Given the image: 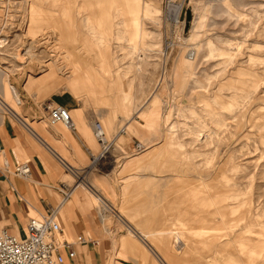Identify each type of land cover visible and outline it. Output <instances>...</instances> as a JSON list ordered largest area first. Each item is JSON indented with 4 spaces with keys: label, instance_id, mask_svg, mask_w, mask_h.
<instances>
[{
    "label": "rangeland",
    "instance_id": "obj_1",
    "mask_svg": "<svg viewBox=\"0 0 264 264\" xmlns=\"http://www.w3.org/2000/svg\"><path fill=\"white\" fill-rule=\"evenodd\" d=\"M103 1H58L33 25L49 1L0 0V114L78 169L45 153L53 184H82L61 237L83 264L89 250L96 264H264V0H165L184 25L191 11L187 30L165 25L164 0ZM54 105L77 129L48 124Z\"/></svg>",
    "mask_w": 264,
    "mask_h": 264
},
{
    "label": "crops",
    "instance_id": "obj_2",
    "mask_svg": "<svg viewBox=\"0 0 264 264\" xmlns=\"http://www.w3.org/2000/svg\"><path fill=\"white\" fill-rule=\"evenodd\" d=\"M39 1L42 4H44L46 1H49L48 4L46 5L49 8L46 7V9H44L45 6L43 8L42 7L39 8L40 12L38 13V15L40 16L31 18V24L33 25L36 23L37 25H39V21L42 19L41 13H43V11L46 10L57 11L58 9L62 8L60 11L61 13L63 12L64 4H60V5L58 4L59 6L57 5L58 6L57 9H55L56 7L55 4H53L52 0H39ZM59 1L62 2V0ZM66 9H69V7H67ZM46 13H54V12L47 11ZM61 13L59 12V15H61ZM66 14L67 15L69 14L70 16V20H67V26H68V24H72L73 20L70 10L67 11ZM66 30L67 28L64 29V31ZM43 32H45V30L40 31V33ZM59 32L62 31L59 30ZM75 68L78 70V67ZM76 80L77 77L73 78L72 82ZM10 110L14 114L18 115V112L14 111L12 108H10ZM77 120L79 125L78 129L81 130V128L84 127L82 122V117L77 118ZM68 140L72 141L71 139ZM0 142L3 144L4 156L5 159H7L8 161L10 169L15 164L18 163L19 160L17 159L18 156L25 155L29 159L28 162L31 166V171H32L31 175L32 176L34 175L36 178L35 180H24L21 177H16L12 174L4 175L3 173L0 172V231L6 229L10 233L20 237L23 234V230L27 224L26 222L29 217L28 214L30 208L38 212V214H44L47 213L49 210H51V208L57 207L59 203V201H56L55 196L53 194V192L55 191L54 190L55 184H53L52 182V178L54 177V174H52L51 171L49 170L50 166H49L48 158H46L45 153L48 154L49 156L52 155V157L56 158L57 160L59 159V156L56 150L46 141L45 138H43L38 133L37 129L34 126H30L26 122L25 128L24 126L21 127L16 122H13L10 116H6L3 114H0ZM72 142L76 143V141L75 142L72 141ZM139 159L140 158H138L137 161ZM58 183H60V181L57 182V184ZM61 207H63V205ZM61 207H59V209ZM228 207L227 206L217 207L216 214L223 217L222 211L229 209ZM237 208H239V206ZM237 208H230L229 210L231 213H233L235 210H238ZM176 210H178L177 211L178 214L185 216L186 214L185 210L179 209V206L178 209L176 208ZM87 242L88 241L79 244L84 245ZM122 246L124 248H127L130 245L127 240H123ZM73 248L76 254L75 257L73 258L67 256L66 254L67 251L65 249L62 251V253L65 254L66 256L64 264H83L85 254L82 251L76 250L74 246ZM87 254H88V262H90V264H96L98 259L97 253H95L92 250H89ZM170 257L174 259V264H181L178 261V259H176V257L174 256H170ZM212 262H215V260H213Z\"/></svg>",
    "mask_w": 264,
    "mask_h": 264
},
{
    "label": "built area",
    "instance_id": "obj_3",
    "mask_svg": "<svg viewBox=\"0 0 264 264\" xmlns=\"http://www.w3.org/2000/svg\"><path fill=\"white\" fill-rule=\"evenodd\" d=\"M174 4L177 5L178 3ZM170 7L169 4L166 15L164 0L165 25L166 20L172 25H178L182 21L180 16L181 12L179 13L177 8L175 12L170 13L168 10ZM166 39L167 36L164 38V43L168 44ZM167 49L165 50L167 51ZM0 102V105L3 106L1 100ZM48 110V124L54 125L60 123L69 129H75L68 109L61 105H54L49 107ZM93 125L96 140L103 143L105 140V132L102 125L99 121ZM0 159L2 160L0 162L1 173L4 175L12 174L24 180H31L32 171L29 162H18L10 169L7 159H5L4 147L1 142ZM58 160L65 171H68L76 178L79 176L78 169H75L72 165L60 158ZM77 184L72 186L68 183L60 182L55 185L54 190L60 196L57 207L51 208L47 213L35 215V217L29 216L23 234L20 237L10 233L6 229L0 231V264H64L66 258L65 254L62 253L64 249L67 251L66 254L68 257H75L76 254L73 248L75 242L67 241L61 237L63 228L61 222L58 220L57 214L59 207L70 199ZM77 238L76 242L78 243H84L90 240V238L87 239L83 235H79ZM93 242L95 243V241Z\"/></svg>",
    "mask_w": 264,
    "mask_h": 264
},
{
    "label": "bare ground",
    "instance_id": "obj_4",
    "mask_svg": "<svg viewBox=\"0 0 264 264\" xmlns=\"http://www.w3.org/2000/svg\"><path fill=\"white\" fill-rule=\"evenodd\" d=\"M59 0H52V2L56 5L57 3L56 2H58ZM136 1V0H135ZM137 2V1H136ZM102 5H104V6H108L109 5V1L108 0H104L103 2H102ZM103 6V7H104ZM171 7L170 8H168V10L170 11V13H173V12H175L176 11V9L178 8V10H179V13L180 12H182V9H183V5H179V4H172V5H170ZM65 13V12H64ZM42 14V13H41ZM40 16V15H39ZM44 16H48V15H44ZM180 16H182V13L180 14ZM53 21V20H52ZM181 23H182V25H184V20H182L181 21ZM136 27V26H135ZM139 28L138 27H136V30H138ZM188 39V37L186 36V40ZM67 109V108H66ZM69 110V109H68ZM69 112H70V110H69ZM70 115H71V113H70ZM71 117H72V115H71ZM72 124L74 125V127H75V129H76V125H75V123H74V121H73V119H72ZM24 125L26 126V122L24 121ZM67 129H69L68 127H67ZM105 132V131H104ZM96 162L97 163H99V164H103V162H105L104 161V154H99L98 155V157L96 158ZM97 165V164H96ZM78 186H82V184L80 185V183H78L76 186H75V190H76V188L78 187Z\"/></svg>",
    "mask_w": 264,
    "mask_h": 264
},
{
    "label": "water",
    "instance_id": "obj_5",
    "mask_svg": "<svg viewBox=\"0 0 264 264\" xmlns=\"http://www.w3.org/2000/svg\"><path fill=\"white\" fill-rule=\"evenodd\" d=\"M190 20H191V11L189 9H186V12H185V25L186 26V30L188 29V25L190 23Z\"/></svg>",
    "mask_w": 264,
    "mask_h": 264
}]
</instances>
